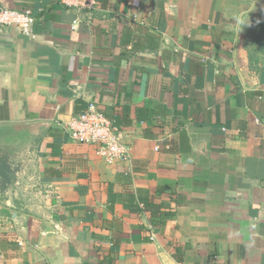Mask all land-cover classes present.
<instances>
[{
	"label": "crops",
	"instance_id": "0c3cea01",
	"mask_svg": "<svg viewBox=\"0 0 264 264\" xmlns=\"http://www.w3.org/2000/svg\"><path fill=\"white\" fill-rule=\"evenodd\" d=\"M1 8L35 38L0 26V264H264V0ZM90 100L128 160L69 136Z\"/></svg>",
	"mask_w": 264,
	"mask_h": 264
},
{
	"label": "built area",
	"instance_id": "2783aa9c",
	"mask_svg": "<svg viewBox=\"0 0 264 264\" xmlns=\"http://www.w3.org/2000/svg\"><path fill=\"white\" fill-rule=\"evenodd\" d=\"M62 2L67 7L78 11H92L99 4V0H62ZM34 22L35 16L29 8L22 10L0 9V26L15 27L30 39L35 38ZM64 126L72 140L93 145L95 153L109 164L130 158V148L125 142L127 137L125 129L115 124L112 119L100 111L92 100L88 101L81 111L65 121Z\"/></svg>",
	"mask_w": 264,
	"mask_h": 264
},
{
	"label": "trees",
	"instance_id": "16d2710c",
	"mask_svg": "<svg viewBox=\"0 0 264 264\" xmlns=\"http://www.w3.org/2000/svg\"><path fill=\"white\" fill-rule=\"evenodd\" d=\"M257 27L254 31L258 32V35L250 36L247 35L245 47L248 48V56L250 62L255 60L253 56V50L251 47H257L264 51V16H260L257 18ZM247 39H250L252 42L250 46L247 44ZM13 170L11 168V162L8 156L0 155V190L6 188L7 184L12 180ZM144 204H142L143 207ZM146 208L155 211L156 207L153 205H148Z\"/></svg>",
	"mask_w": 264,
	"mask_h": 264
},
{
	"label": "rangeland",
	"instance_id": "374dc122",
	"mask_svg": "<svg viewBox=\"0 0 264 264\" xmlns=\"http://www.w3.org/2000/svg\"><path fill=\"white\" fill-rule=\"evenodd\" d=\"M248 35H250V36H255V35H258V32L257 31H254V30H248ZM0 155H5V156H9V158H12V156L11 155H8V154H6V153H4V152H0ZM12 160V159H11Z\"/></svg>",
	"mask_w": 264,
	"mask_h": 264
}]
</instances>
